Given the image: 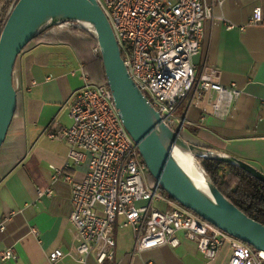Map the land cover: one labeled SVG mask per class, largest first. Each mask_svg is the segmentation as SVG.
Masks as SVG:
<instances>
[{"label":"crops","instance_id":"obj_1","mask_svg":"<svg viewBox=\"0 0 264 264\" xmlns=\"http://www.w3.org/2000/svg\"><path fill=\"white\" fill-rule=\"evenodd\" d=\"M203 4L212 15L203 21L199 53L192 60L198 70L203 66L215 69L216 81L224 86L233 83L239 94L220 99L216 111L217 91L194 98L190 92L178 115L184 120L183 137L237 157L264 173V24H248L255 6L261 7L264 17V0H203ZM228 23L233 26L228 28ZM88 41L86 34L58 25L44 31L15 61L17 107L0 147V226H4L0 228V251L11 247L15 257L0 259V264H48L50 251L65 252L70 246V184L63 176H52L60 168L81 180L88 157L73 163L67 157L68 144L49 138L45 131L52 121L71 123L67 105L84 82L80 51ZM47 187L52 194L38 196V190ZM177 236L176 246L162 245L131 255L133 236L117 231L114 260L102 264H227L228 244L207 259L183 232ZM56 264L81 263L64 256ZM85 264H98L93 253Z\"/></svg>","mask_w":264,"mask_h":264},{"label":"built area","instance_id":"obj_2","mask_svg":"<svg viewBox=\"0 0 264 264\" xmlns=\"http://www.w3.org/2000/svg\"><path fill=\"white\" fill-rule=\"evenodd\" d=\"M97 2L111 25L128 74L172 129L181 122L176 110L190 92L194 98L217 91L216 111L220 99L239 94L233 83L224 86L216 81L215 69L203 66L198 70L192 60L199 53L203 21L212 15L203 0ZM248 24H264L261 7L252 9ZM93 50L95 54L99 51L98 47ZM81 76L83 85L72 93L67 105L71 123L52 121L45 131L49 138L68 144L67 157L73 163L88 157L81 180L54 169L52 179L63 176L70 184L71 243L65 252L59 248L50 251L48 264H56L64 256L85 264L91 253L98 264L113 261L118 217L120 226L131 229V255L162 245L176 246L180 242L177 233L183 232L207 259L228 244L227 264H261L262 251L201 218L168 196L155 180L147 179L146 164L122 124L108 85L91 83L83 65ZM51 194L50 187L38 190V196ZM14 257L11 247L0 251V259Z\"/></svg>","mask_w":264,"mask_h":264},{"label":"water","instance_id":"obj_3","mask_svg":"<svg viewBox=\"0 0 264 264\" xmlns=\"http://www.w3.org/2000/svg\"><path fill=\"white\" fill-rule=\"evenodd\" d=\"M90 25L97 41L106 84L123 126L136 143L146 168L162 189L201 218L264 252V224L247 216L208 180L207 189L188 175L173 155L176 145L194 157L234 164L264 183V173L237 157L187 141L183 121L169 127L134 83L120 56L111 25L97 0H17L0 32V147L17 107L13 69L18 55L37 35L63 24ZM79 26V27H80Z\"/></svg>","mask_w":264,"mask_h":264},{"label":"trees","instance_id":"obj_4","mask_svg":"<svg viewBox=\"0 0 264 264\" xmlns=\"http://www.w3.org/2000/svg\"><path fill=\"white\" fill-rule=\"evenodd\" d=\"M16 1L17 0H0V32L10 8ZM64 24L69 25L71 32H80L89 37L87 48H82L80 51V58L84 64V72L88 75L91 83L106 85L100 53L97 51V54H95L93 50L97 47L96 38L82 27L73 23ZM41 36L42 33L32 39L24 48L31 42L40 39ZM197 145L211 148V146L207 145ZM194 158L199 169L206 175L212 185H214L239 210L252 219L264 224V183L262 181L256 179L234 164L211 158ZM146 176L150 182H154V178L148 170H146Z\"/></svg>","mask_w":264,"mask_h":264},{"label":"bare ground","instance_id":"obj_5","mask_svg":"<svg viewBox=\"0 0 264 264\" xmlns=\"http://www.w3.org/2000/svg\"><path fill=\"white\" fill-rule=\"evenodd\" d=\"M82 25L85 29H88L91 33H93V28L90 25L85 23L79 24ZM80 26V27H82ZM82 27V28H83ZM173 155L183 170L192 177V179L198 183L201 187L207 189L208 187V179L206 175L199 169L194 156L190 153V151L176 145L173 149ZM264 254V252L262 251Z\"/></svg>","mask_w":264,"mask_h":264},{"label":"rangeland","instance_id":"obj_6","mask_svg":"<svg viewBox=\"0 0 264 264\" xmlns=\"http://www.w3.org/2000/svg\"><path fill=\"white\" fill-rule=\"evenodd\" d=\"M58 25H63L64 26V29H66L67 28V24H58ZM58 25H55V26H52V27H50V28H48V29H51V28H53V27H57ZM47 29V30H48ZM46 31V30H45ZM185 105H186V99H185V101H183V102H181L180 103V105L178 106V108H177V110H176V114L177 115H180L181 114V112H182V110L184 109V107H185ZM184 128H186V129H188V126H186V127H184ZM182 135H183V132H182ZM120 223H121V217H118L117 218V223H116V225H115V227H114V233H116L117 231L118 232H123V231H125L126 233L128 232V235H132L131 233V229L129 228V227H125V226H120Z\"/></svg>","mask_w":264,"mask_h":264}]
</instances>
